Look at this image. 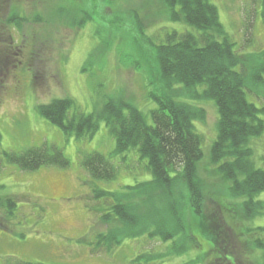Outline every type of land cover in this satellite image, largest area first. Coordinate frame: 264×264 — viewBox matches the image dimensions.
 <instances>
[{"label": "trees", "instance_id": "16d2710c", "mask_svg": "<svg viewBox=\"0 0 264 264\" xmlns=\"http://www.w3.org/2000/svg\"><path fill=\"white\" fill-rule=\"evenodd\" d=\"M86 1L0 0V77L6 66L15 65L28 42L31 56L36 54V43H47V38L30 29L32 26L29 38H22V50L16 52L14 32L30 25L41 29L44 25L50 30L58 24L80 31L94 20L96 11L95 3ZM161 2L162 17L171 23L181 22L186 29L165 31V38L157 45L145 32L146 22L152 24L151 17L144 22L137 13L129 14L140 38L148 37L154 49L156 70L148 63L145 72L157 87L158 93L149 96L156 108L146 114L133 102L109 99L100 111L87 115L70 98L37 107L40 116L78 140L93 138L105 122L116 148L109 156L97 152L83 155L81 167L91 181L117 180L115 157L137 152L147 162L152 176L148 182L122 191L93 188L90 197L98 206L90 212L101 214L99 220L106 231L97 234L88 249L93 254H111L126 240L145 238L165 244V252L140 253L130 264H161L192 251L197 257L185 264H235L230 256L235 231L237 241L250 246L253 259L264 264V228L248 230L249 234L245 229L247 222L264 214V202L256 201L264 193V168L257 166L254 149L264 136V104L258 106L249 100V96L259 102L264 99V50L260 54L238 52L210 0ZM261 5L264 18V0ZM121 15L125 19L126 14ZM113 18L109 22L118 23L115 21L119 19ZM203 101H212L219 116L216 138L207 155L202 147L204 137L196 128V122L206 117L198 104ZM1 141L0 134V148ZM3 156L23 172L70 167L63 151L55 146L31 148L21 154L5 152ZM206 156L227 185V197L241 200L238 205L231 202L224 206L223 215L207 208L205 185L199 175ZM239 220L244 221L242 229L236 222Z\"/></svg>", "mask_w": 264, "mask_h": 264}, {"label": "rangeland", "instance_id": "374dc122", "mask_svg": "<svg viewBox=\"0 0 264 264\" xmlns=\"http://www.w3.org/2000/svg\"><path fill=\"white\" fill-rule=\"evenodd\" d=\"M210 1L218 8L220 21L238 46V52L260 54L264 50L261 0ZM81 2L84 0H79ZM86 2L95 3L96 11L94 20L80 31L58 24L50 30L44 25L42 29L30 25L14 32L16 52L22 47V38H29L30 29L37 31L44 40L47 38V43H36V54L31 56L28 42L16 57L15 65L6 66L7 70L4 69L0 77V264H130L140 253L165 252V244L139 238L126 240L111 254L105 251L91 253L88 246L93 238L106 231L99 220L101 214L90 212V208L98 206L90 197L93 188L122 191L124 187L148 182L152 176L147 170V162L141 160L137 152L115 157L117 180L91 181L81 167L83 155L97 152L109 156L116 148L105 122H101L93 138L78 140L75 135L66 136L60 128L40 116L37 107L70 98L81 112L89 115L100 111L109 99H122L133 102L148 114L157 106L149 96L158 93L145 72L148 63L153 70L157 66L149 38L157 45L165 38V31L184 32L186 26L162 17L161 0ZM122 13L126 14L125 19ZM135 13L140 16V21L151 17L152 24L144 21L149 38H140L129 15ZM112 18H118L115 21L118 23L111 24ZM122 19L123 25L119 24ZM249 100L258 106L264 104V99L259 102L253 96H249ZM198 104L206 112L205 120L196 122V128L204 137L202 147L207 155L216 138L219 116L212 101ZM148 122L151 123L149 117ZM262 138L254 145L259 168H264V136ZM44 146H55L63 151L70 167H43L35 172H23L16 165L8 164L3 156L5 152L21 154ZM206 159L207 156L199 175L205 185L207 208L223 215L224 206L231 202L238 205L241 200L233 201L227 197V185ZM256 201L264 202V193L257 196ZM236 222H240L242 229L244 221ZM259 228H264V214L247 222L246 234H249L248 230ZM236 235L233 231L232 237L236 240L230 244V256L235 264H258L253 259L251 247L237 241ZM197 255L192 251L180 258L170 257L161 264H185Z\"/></svg>", "mask_w": 264, "mask_h": 264}]
</instances>
